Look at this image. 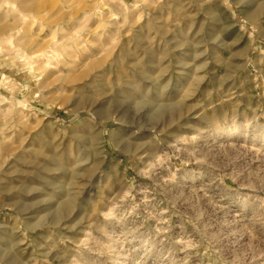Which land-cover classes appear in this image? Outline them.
<instances>
[{"label":"rangeland","instance_id":"374dc122","mask_svg":"<svg viewBox=\"0 0 264 264\" xmlns=\"http://www.w3.org/2000/svg\"><path fill=\"white\" fill-rule=\"evenodd\" d=\"M0 264H264V0H0Z\"/></svg>","mask_w":264,"mask_h":264},{"label":"bare ground","instance_id":"6f19581e","mask_svg":"<svg viewBox=\"0 0 264 264\" xmlns=\"http://www.w3.org/2000/svg\"><path fill=\"white\" fill-rule=\"evenodd\" d=\"M132 140H133V139H132ZM134 142H135V140H134ZM134 142H133V143L131 142V143L126 144V145L124 146L123 149H124L126 152H130V151L132 150L131 148H132V146L134 145ZM135 145H136V144H135ZM136 147H137V146H136ZM136 147H135V148H136ZM137 149H138V148H137Z\"/></svg>","mask_w":264,"mask_h":264}]
</instances>
